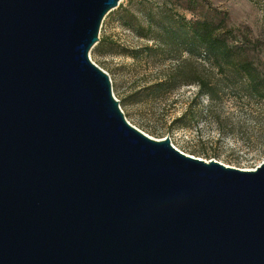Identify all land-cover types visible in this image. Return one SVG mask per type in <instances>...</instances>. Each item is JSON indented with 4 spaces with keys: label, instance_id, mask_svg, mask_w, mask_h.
Listing matches in <instances>:
<instances>
[{
    "label": "water",
    "instance_id": "water-1",
    "mask_svg": "<svg viewBox=\"0 0 264 264\" xmlns=\"http://www.w3.org/2000/svg\"><path fill=\"white\" fill-rule=\"evenodd\" d=\"M122 0H0V264H264V161L130 124L90 58Z\"/></svg>",
    "mask_w": 264,
    "mask_h": 264
},
{
    "label": "rangeland",
    "instance_id": "rangeland-1",
    "mask_svg": "<svg viewBox=\"0 0 264 264\" xmlns=\"http://www.w3.org/2000/svg\"><path fill=\"white\" fill-rule=\"evenodd\" d=\"M136 3L122 0L105 17L99 34L105 46L90 52L108 73L127 121L155 139L170 137L187 155L257 168L264 161V0H198L191 7L219 26L235 57L252 63L256 88L240 77L239 68L219 67L197 51L190 55V45L178 46L173 59L155 41L139 38L120 19V10ZM190 79L213 86L214 99L197 97L198 85Z\"/></svg>",
    "mask_w": 264,
    "mask_h": 264
},
{
    "label": "trees",
    "instance_id": "trees-1",
    "mask_svg": "<svg viewBox=\"0 0 264 264\" xmlns=\"http://www.w3.org/2000/svg\"><path fill=\"white\" fill-rule=\"evenodd\" d=\"M133 1L137 2L134 8L123 7L120 10V19L122 25L139 38L155 41L164 47V52L170 53L173 59H176L175 52L178 46L190 45V48H186L190 55L197 51L211 58L219 67L239 68L242 71L240 77L256 88V80L250 72L253 69L252 63L238 53L235 57L233 47L230 46L224 33L219 31V26L201 12L191 8L193 4L198 3V0H161L151 3L142 0ZM128 14L130 17L126 18ZM105 42V38L101 39L96 47L97 52H101ZM145 49L151 50L149 46ZM141 52L140 50L138 53ZM187 82L198 85L197 97L207 95L214 99L215 88L208 82L201 79H190Z\"/></svg>",
    "mask_w": 264,
    "mask_h": 264
}]
</instances>
